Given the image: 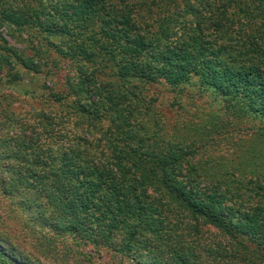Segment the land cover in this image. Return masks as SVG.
<instances>
[{"label": "trees", "instance_id": "1", "mask_svg": "<svg viewBox=\"0 0 264 264\" xmlns=\"http://www.w3.org/2000/svg\"><path fill=\"white\" fill-rule=\"evenodd\" d=\"M63 3H71L76 11L72 17L58 12L59 23L64 22L58 36L72 38L64 42L72 55L68 51L63 57L76 63L78 83L68 96L74 98L81 120L106 126V143L96 151L87 139H79L77 144L86 145V150L72 149L75 163L61 166L58 177L68 183L80 178L77 187L103 201L108 215L124 216L120 224L152 228L153 218L159 219V210L166 209L162 198L170 197L192 216L248 247L244 239L255 233L252 229L240 237L238 227L264 228V172H253L260 184L253 182L247 189L250 195L239 197V210L225 215L218 203L230 197L229 190L218 183L206 186L193 162H188L193 167L186 175L180 144L175 142L180 134L183 140L189 131L200 130L214 111L205 112L201 124L192 125L203 116L194 112V119L170 126L163 109L172 111L181 101L177 98L191 90L201 96L214 93L225 105L224 115L233 110L238 116H252L261 123L259 135L264 138V0ZM2 5L0 1V11ZM73 20L76 24L69 25ZM85 86L92 89L90 94H85ZM38 94L37 99L49 103L65 105L68 99L47 85ZM85 95L90 97L84 99ZM192 99L181 103L180 111L195 108ZM196 143L197 139L192 143L195 149ZM257 235L264 237L261 231Z\"/></svg>", "mask_w": 264, "mask_h": 264}, {"label": "rangeland", "instance_id": "2", "mask_svg": "<svg viewBox=\"0 0 264 264\" xmlns=\"http://www.w3.org/2000/svg\"><path fill=\"white\" fill-rule=\"evenodd\" d=\"M0 1V264H264L256 255L264 257V237L257 235L264 228L240 225V237L252 229L255 233L244 239L248 247L242 246L170 197L162 198L166 209L153 218L152 228H134L120 224L124 216L108 215L103 201L77 187L80 178L61 180V166L75 163L71 150L83 153L87 148L77 144L79 139H87L96 151L106 143V126L81 120L68 96L78 83L76 63L63 57L68 51L72 55L64 45L72 38L58 36L64 26L58 12L72 17L76 11L71 3L64 6L65 0ZM44 85L68 96L66 104L37 99ZM85 89V94L92 92L90 86ZM190 92L177 98L181 101L172 111H163L170 126L194 119V112L203 116L192 125L201 124L204 113L214 111L204 128L189 131L183 140L180 134L175 142L186 175L193 162L206 186L218 183L229 190L230 197L218 203L227 215L239 210V197L250 195L253 182H261L252 176L264 172L261 123L233 110L224 115L225 105L214 93ZM191 96L196 107L180 111Z\"/></svg>", "mask_w": 264, "mask_h": 264}]
</instances>
